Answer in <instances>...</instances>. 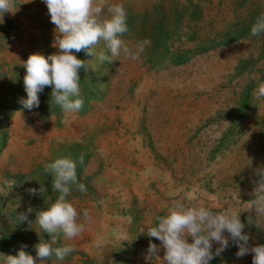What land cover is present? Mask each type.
Here are the masks:
<instances>
[{
	"label": "rangeland",
	"instance_id": "obj_1",
	"mask_svg": "<svg viewBox=\"0 0 264 264\" xmlns=\"http://www.w3.org/2000/svg\"><path fill=\"white\" fill-rule=\"evenodd\" d=\"M16 3L14 15L0 16V264L24 245L39 264L35 245L52 235L39 228L37 213L59 195L44 167L57 158L83 154L77 174L87 191L73 186L67 199L82 221L85 209L92 218L80 236L57 238L76 251L42 264H164L146 225L173 201L223 209L238 193L232 207L239 210L252 199L255 170L264 166V98L253 95L264 83V34L252 36L251 27L264 0H109L127 10L126 45L146 38L151 45L137 60L122 53L102 64L75 53L91 67L79 70L84 105L76 113L51 107V87L38 108L22 104L24 61L58 49L44 0ZM96 52L111 55L104 41ZM41 185L44 195L27 191ZM19 213L28 215L20 224ZM249 214L241 211V220ZM244 231L250 245L264 243V231ZM150 242L160 251L148 259ZM238 250L230 240L210 264H253L252 253L237 258Z\"/></svg>",
	"mask_w": 264,
	"mask_h": 264
},
{
	"label": "clouds",
	"instance_id": "obj_2",
	"mask_svg": "<svg viewBox=\"0 0 264 264\" xmlns=\"http://www.w3.org/2000/svg\"><path fill=\"white\" fill-rule=\"evenodd\" d=\"M32 0H23L30 3ZM48 8L51 23L55 25V39L53 47L58 51L49 56L42 53L29 55L23 66L26 68L24 85L27 99L22 100L25 108L31 110L40 105L39 94L45 87H51V107L54 102L62 111L76 113L84 105L80 94L79 70L91 68L87 61L75 55L84 51L89 57H96L100 64L105 61H114L123 53L132 60L139 59L150 39L139 41L132 48L122 39L128 32V13L122 3L111 4L109 0H44ZM21 4V3H19ZM16 0H0V16L6 12L13 15L18 10ZM105 9L107 15H104ZM264 34V13H262L251 27V35ZM104 41L110 56L104 52L97 54L96 46ZM115 58V59H113ZM94 69V68H92ZM256 99L264 98V83H260L253 93ZM84 164L83 154L79 160L70 155L57 158L46 164L44 171L52 175V191L59 195L54 202L37 213L36 222L43 232L52 235L50 241L41 239L36 247V256L39 264L53 256L63 261L68 255L76 251L74 245H57V238L61 234L66 239L80 236L86 225L91 221V213L85 209L78 211L75 203L67 199L72 187L75 186L81 193L87 191L85 184L78 180L77 167ZM258 177L252 199L234 210L233 202L239 203L238 193L223 209H217L212 203L196 199L186 203L185 199L173 201L166 215L156 217L155 223L146 225V235L157 239L164 249V264H210V261L219 256L228 246L230 240L239 247L237 258L253 254V264H264V243L250 245L251 236L245 232L246 227H255L257 231H264V166L255 170ZM27 191L35 196L45 193V187L29 188ZM187 201L193 197L188 195ZM29 212L32 209L28 210ZM241 211L249 212L247 222L241 220ZM19 224L28 219L26 213H19ZM227 233V235H225ZM191 237V242L189 241ZM122 241L130 240L121 237ZM219 245L213 252V243ZM101 241H97L99 245ZM24 245L17 254L5 256L4 264H38L33 255L26 252ZM160 248L155 243H149L148 259L156 254Z\"/></svg>",
	"mask_w": 264,
	"mask_h": 264
}]
</instances>
